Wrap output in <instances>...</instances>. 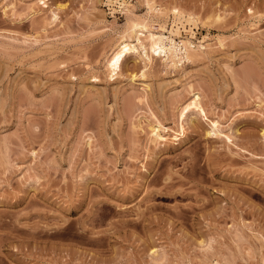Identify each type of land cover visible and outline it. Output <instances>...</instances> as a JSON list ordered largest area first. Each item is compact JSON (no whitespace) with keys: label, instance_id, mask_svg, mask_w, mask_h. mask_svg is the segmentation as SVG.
Masks as SVG:
<instances>
[{"label":"rangeland","instance_id":"rangeland-1","mask_svg":"<svg viewBox=\"0 0 264 264\" xmlns=\"http://www.w3.org/2000/svg\"><path fill=\"white\" fill-rule=\"evenodd\" d=\"M0 264H264V0H0Z\"/></svg>","mask_w":264,"mask_h":264},{"label":"bare ground","instance_id":"bare-ground-1","mask_svg":"<svg viewBox=\"0 0 264 264\" xmlns=\"http://www.w3.org/2000/svg\"><path fill=\"white\" fill-rule=\"evenodd\" d=\"M153 11H156V13H160L159 9L154 8ZM135 21H130L132 22V24L128 29H126L128 38L132 39L134 43H131L128 39H122L120 42H117L115 52L110 58L107 68L109 69L111 76L117 75V70L119 69L123 58L131 51L141 50L142 54L148 61L150 60L149 53L155 56H159L160 53H163V57L168 58L170 62H172V65H176L177 63L181 62L183 58H189L190 52H192H189V50H191L193 45L184 42L175 43L172 38L166 36L162 32H160L159 34H154L152 30L147 26L146 22L140 20ZM144 39L150 41L149 47L143 44ZM192 95H197V93ZM190 107L192 110L193 108L197 110L201 108L199 103H196L194 100H192L186 108L188 109Z\"/></svg>","mask_w":264,"mask_h":264}]
</instances>
